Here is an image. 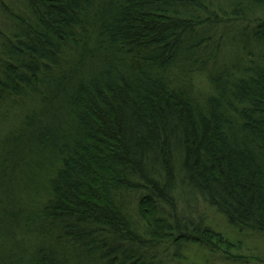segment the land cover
Returning <instances> with one entry per match:
<instances>
[{"label":"trees","instance_id":"16d2710c","mask_svg":"<svg viewBox=\"0 0 264 264\" xmlns=\"http://www.w3.org/2000/svg\"><path fill=\"white\" fill-rule=\"evenodd\" d=\"M210 258L264 264V0H0V264Z\"/></svg>","mask_w":264,"mask_h":264},{"label":"rangeland","instance_id":"374dc122","mask_svg":"<svg viewBox=\"0 0 264 264\" xmlns=\"http://www.w3.org/2000/svg\"><path fill=\"white\" fill-rule=\"evenodd\" d=\"M220 222H221L222 226H225V223L222 220H220ZM247 242L250 245H253L254 244L252 240H247ZM196 260L198 261V259H196ZM208 264H228V263H226L225 261H223L220 258H210Z\"/></svg>","mask_w":264,"mask_h":264}]
</instances>
